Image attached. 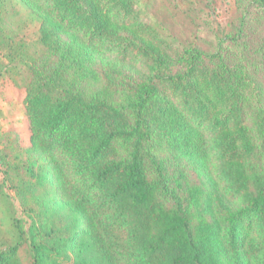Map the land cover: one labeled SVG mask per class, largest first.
<instances>
[{"label":"trees","instance_id":"obj_1","mask_svg":"<svg viewBox=\"0 0 264 264\" xmlns=\"http://www.w3.org/2000/svg\"><path fill=\"white\" fill-rule=\"evenodd\" d=\"M235 4L262 30L228 36L238 53L183 44L142 0H0L31 218L8 216L0 264H264V0Z\"/></svg>","mask_w":264,"mask_h":264},{"label":"rangeland","instance_id":"obj_2","mask_svg":"<svg viewBox=\"0 0 264 264\" xmlns=\"http://www.w3.org/2000/svg\"><path fill=\"white\" fill-rule=\"evenodd\" d=\"M152 7L153 17L168 32L183 44L196 46L202 51L214 52L219 41L231 48L228 36L237 42L247 41L252 46L262 37V30L254 26V20L241 14L235 0H142ZM246 24H245V23ZM31 47L38 45V23L31 21L20 32ZM255 41V42H254ZM233 58V57H232ZM22 68L4 70L0 74V229L8 236L9 215L22 220L25 226L31 218L21 205L16 190L21 188L24 172L21 162L15 157V150L29 147V123L23 104ZM264 90V76L262 78ZM28 263V257L23 254Z\"/></svg>","mask_w":264,"mask_h":264}]
</instances>
